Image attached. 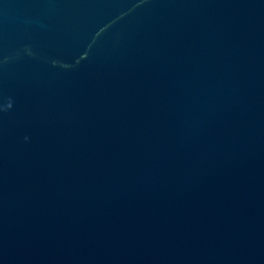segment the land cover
Instances as JSON below:
<instances>
[{"label": "water", "instance_id": "water-1", "mask_svg": "<svg viewBox=\"0 0 264 264\" xmlns=\"http://www.w3.org/2000/svg\"><path fill=\"white\" fill-rule=\"evenodd\" d=\"M0 264H264V0H0Z\"/></svg>", "mask_w": 264, "mask_h": 264}]
</instances>
